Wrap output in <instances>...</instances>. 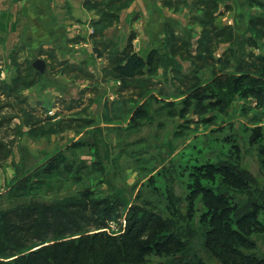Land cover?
<instances>
[{
	"label": "rangeland",
	"instance_id": "obj_1",
	"mask_svg": "<svg viewBox=\"0 0 264 264\" xmlns=\"http://www.w3.org/2000/svg\"><path fill=\"white\" fill-rule=\"evenodd\" d=\"M246 4L248 22L221 30L204 26L197 48L186 34L181 41H167V57L156 54L149 68L133 70L130 65L124 73L125 68L118 66L126 58L108 57L117 68L110 73L115 82L109 90L112 99L96 100L95 91L90 100H26L24 93L38 74L31 61L22 65L15 58L8 62L0 57V70L5 63L17 68L11 83L6 82L9 74L4 79L0 72V142L7 145L6 157L0 159V210L15 206L8 199L11 189L31 176V195L36 199H75L72 224L62 222L71 228L63 240L98 232L117 236L133 222L129 206L110 214L107 228H102L94 222L100 215L91 219L87 212L82 214L85 201L80 200L83 191L88 200L112 196L109 180L114 179L118 188H127L131 202L138 195L136 204L151 202L165 216L172 210L169 191L175 199L183 198L178 207L184 213L193 201L198 219L209 212L202 203L203 190L214 189L221 179L216 167L221 170L219 162L227 155L236 158L238 149L243 167L264 184L258 161L264 144V95L254 93L264 86V32L250 20L264 21V0ZM239 77V91L217 85L221 78ZM255 129L262 136L251 144V138L258 137ZM63 132L67 135L61 136ZM60 153L64 157H58ZM55 238L59 237L51 233L31 245L48 242L34 248L38 250ZM256 239L259 251H264V239ZM193 248L190 255H203L197 240ZM11 255L0 259L12 262ZM170 255L151 254L146 259L158 264L174 257ZM204 259L208 261L207 256Z\"/></svg>",
	"mask_w": 264,
	"mask_h": 264
},
{
	"label": "trees",
	"instance_id": "obj_2",
	"mask_svg": "<svg viewBox=\"0 0 264 264\" xmlns=\"http://www.w3.org/2000/svg\"><path fill=\"white\" fill-rule=\"evenodd\" d=\"M250 20L253 26L259 25L264 32V21L256 23ZM152 60L153 56L148 60V65ZM130 65L136 70L145 67L146 63L133 55L125 65L124 73ZM261 76L264 78V69ZM240 80V77L233 80L221 78L217 85L227 91H239L237 85ZM254 93L257 96L264 95V86L257 88ZM255 131L258 137L255 134L250 140L251 144H255L262 136L260 129ZM6 147L0 142V159L6 157ZM63 155L60 153L58 157ZM222 161L219 162L223 164L221 170L216 167V171L221 173V179L214 189L203 190L205 194L202 203L208 207V214L204 213L196 219L193 201L184 213L178 207L183 198L175 199L169 191L167 200L172 210L165 216L156 211L151 202L136 204L138 195L131 202L127 188H118L114 179H110L109 184L115 192L112 196L88 200L85 191L80 194V200L85 201L82 214L87 212L91 219L100 215L94 222L107 228V217L117 209L129 206V217L133 222L117 236L98 232L89 237L70 240L62 238L71 231L69 225L72 224V217H75L71 211L77 207L75 199H36L31 195L32 178L28 176L20 180L9 193L8 199L14 201L15 206L0 210V258L10 253L11 257H15L12 262L0 259V264H153L146 258L151 254L158 256L159 253H173L170 256L174 257L168 256L170 259L158 264H264V251H259L256 239H264V184L243 167L242 152L239 149L236 158L227 155ZM258 161L264 174V144L258 149ZM262 212L263 218L259 219ZM66 221L69 223L67 226L63 224ZM51 233L59 238H55L54 243L34 250L36 246L48 242H39L38 245H31V242L38 239L42 241ZM196 240L203 254L197 258L190 255ZM177 247L180 250H176ZM205 256L208 261L204 259Z\"/></svg>",
	"mask_w": 264,
	"mask_h": 264
},
{
	"label": "crops",
	"instance_id": "obj_3",
	"mask_svg": "<svg viewBox=\"0 0 264 264\" xmlns=\"http://www.w3.org/2000/svg\"><path fill=\"white\" fill-rule=\"evenodd\" d=\"M246 2L0 0V57L22 65L31 61L33 66L37 59L46 63V72H37L26 89V100H90L95 91L96 100L112 99L110 73L117 68L108 57L126 58L118 66L125 67L130 57L138 56L149 68L151 56L168 54L167 41H181L186 34L197 48L204 26L221 30L248 22ZM2 69L4 79L10 77L6 82H14L17 68L5 63Z\"/></svg>",
	"mask_w": 264,
	"mask_h": 264
},
{
	"label": "water",
	"instance_id": "obj_4",
	"mask_svg": "<svg viewBox=\"0 0 264 264\" xmlns=\"http://www.w3.org/2000/svg\"><path fill=\"white\" fill-rule=\"evenodd\" d=\"M33 68L44 74L46 72V63L41 59H37L33 62Z\"/></svg>",
	"mask_w": 264,
	"mask_h": 264
}]
</instances>
